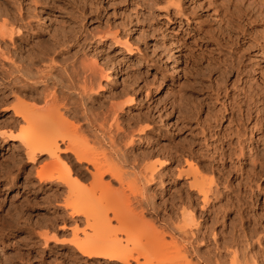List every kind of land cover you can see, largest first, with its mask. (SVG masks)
I'll use <instances>...</instances> for the list:
<instances>
[{
	"label": "rangeland",
	"instance_id": "374dc122",
	"mask_svg": "<svg viewBox=\"0 0 264 264\" xmlns=\"http://www.w3.org/2000/svg\"><path fill=\"white\" fill-rule=\"evenodd\" d=\"M38 2L40 4L36 5L37 17L34 25L42 32L41 43L47 45L50 37L60 34V30L71 33L69 40L67 39L70 54L76 53L79 60H84L85 64L94 62L99 68L108 70L106 73L109 78L106 81L101 79L104 88L101 91L116 88L119 96L112 101L126 106L124 117H133L138 110L148 114V121L138 124L126 121L128 120L126 117L122 120V126L124 129L129 125L139 129L150 125L146 136L157 139L151 149L160 152L140 161L138 170L131 164L119 162L122 171L128 173L126 183L133 184L136 180L133 175H137L144 165L164 163L167 159L166 153H174L182 145L188 147L193 144L191 147L197 151L196 153L211 154L214 140L225 134L228 128L234 126L233 120H237V111L233 117L229 114V104L235 101L236 104L241 102L242 105L244 95L251 99L250 107L252 104V107L258 108L264 123V0H38ZM106 32L110 36L117 35L122 46H117L110 40L98 42V37L90 38L91 33L101 35ZM21 43L27 45L26 42ZM8 48L11 50L10 46ZM42 49L37 47L36 50ZM27 50L32 49L27 46ZM17 52L15 53L17 56L10 54L11 57L14 55L12 61L15 60L16 64L19 57L23 56L21 51ZM45 58L44 64L47 65L48 60ZM57 60L61 63L59 59ZM10 62L0 58V134L12 136L19 133L18 125L21 126V121L13 116V108L20 100L39 110L46 109L48 107L46 104L50 106L52 104L51 107L58 106L61 114L65 113L64 117H59L66 121L62 125H65L64 127L68 125L70 132L67 130L62 132L71 135V139L65 137L71 142L74 140V146L80 148L88 146L96 153L99 152L98 154H101V150L108 149L105 143L102 145L103 148L97 144L100 133L94 132L95 128L89 129L87 122L78 113L76 119L72 115L69 116L62 105L65 104L69 108L75 106L81 109L80 112L87 109L92 116L95 114L98 116L95 115L99 122L102 110L110 99H104L102 96L103 99L81 100L73 89L66 87L60 69L52 70L50 73L47 81L49 90H46L48 94L50 93L47 95L48 100L42 97L36 102L23 99L18 91L20 75L14 69L15 64L14 66L8 64ZM118 69L121 73L116 77V82L115 73ZM172 69H176L174 74ZM31 75L36 76L35 72L29 74L30 78ZM159 84L164 87L157 92ZM37 86L40 87L41 84ZM145 93L148 94L147 98ZM106 95L107 93L104 94ZM131 99L134 103L128 104ZM231 119L233 124H229ZM59 120L58 118L56 123H53L59 126L61 122L57 123ZM207 124L211 125L209 135L213 137L207 142L210 153L209 151L205 153L203 138L200 135L202 128H207ZM60 127L62 126L57 127L59 133L62 129ZM76 127L80 128L76 130ZM2 137H0V229L5 227V230L0 237V264H119L72 256L73 248L68 244L70 231L64 233L59 230L62 225L61 217L65 214L56 207L67 196L65 189H58L56 184L39 185L36 178L40 165L49 161L47 156H42L38 163L32 164L27 161L18 143L4 142ZM69 141L62 143L60 148L63 149L66 142L71 144ZM135 141L132 153L136 155L139 153V146L136 138ZM116 142L118 149L122 150L126 139L117 138ZM162 146L170 148V151L162 152ZM244 152L245 157L241 162L234 160V164L230 165L226 160L223 167L218 157L215 156L214 160L209 159V162L215 161L210 165L216 172L224 167L226 168L224 171L227 172L228 169L231 171L228 177L223 176L224 179L227 178V183H224L223 179L218 181L217 173L214 174L213 179L218 184L220 194L210 198L209 205L212 208L209 215L201 214V202L195 194H186L188 189L184 179L176 183L164 175L162 183L155 180L146 192L143 198L145 206L136 211L134 206H130L133 212L143 214V224L133 229L128 238L120 233L124 224L115 220H110L104 227H97L98 232L104 235L106 233L108 237L117 235L122 240L128 239L129 248L135 242H144L151 234L156 236L163 233L164 242L170 244L169 249L172 247L171 239L177 240L176 244L180 248L186 242L175 231L166 229L164 221H170L175 227L180 225V215L176 208L179 205L173 204L176 203V195L181 193L182 197L196 199L193 204V214L198 222L196 234L199 238L204 236V243L199 246V255L212 256L217 246L224 243L229 246L230 252L236 249L237 264H264V165H259L264 156V132L253 135L250 141L247 140ZM132 153L127 155L133 157ZM256 154L259 162L256 161L252 167L251 158ZM59 167L55 172L64 174L65 166ZM182 167L184 168L183 164ZM239 168L253 175L250 183L249 180L245 181L249 185L243 183L240 185V179L237 178ZM167 169L174 171L178 167L172 163ZM203 175L206 178L212 177L208 172H204ZM78 179H81L86 187L91 185L92 180L87 174L84 178ZM107 181L109 177L104 178V182ZM117 188L118 184L111 182V189ZM131 188L134 189L132 186ZM131 188L124 187L123 195L132 197L135 194L133 197L140 199V195L132 193L135 189ZM101 191L106 193L105 199L108 201L119 196L114 192L110 193L107 190L105 192L104 189ZM99 192L100 189L98 195L95 193V199L101 201L99 202L101 206L97 200L96 206L103 208L104 195ZM233 192L236 194L232 195ZM130 207L129 209L126 207L123 214L130 213L132 211ZM224 209L226 212L222 213ZM92 211L90 213L96 214L94 216L97 217V213ZM110 216L111 214L108 216L111 219ZM14 219H18V224H11L14 226L9 231L8 224ZM67 225L72 226L70 223ZM85 225L81 224L80 227L85 229ZM92 229L94 230L93 227ZM93 230L86 228V237L83 236L82 239L91 238L96 232ZM106 231H109V234ZM44 233L48 238L56 237L58 243L49 242L47 246L43 245L40 235ZM164 246L167 247V244ZM159 247L160 245L158 250L161 248ZM166 247L161 248L150 261L139 259L140 264H172L174 260L180 263L178 258H181L182 254L174 253V246L172 247L174 252ZM173 253L178 255V258ZM222 255L223 264H231L229 253Z\"/></svg>",
	"mask_w": 264,
	"mask_h": 264
},
{
	"label": "bare ground",
	"instance_id": "6f19581e",
	"mask_svg": "<svg viewBox=\"0 0 264 264\" xmlns=\"http://www.w3.org/2000/svg\"><path fill=\"white\" fill-rule=\"evenodd\" d=\"M38 4H40L38 0L0 1V58L3 60H7V62L11 61L8 64H11L12 66H14L15 64L14 69L16 70V73L20 75V86L18 88L20 97H22L23 99H29L31 101L33 100L35 102L40 97H42L44 100L45 98L47 99V95L50 94H48L47 92L49 90H47V81L49 80L50 73L52 70L60 69L63 72L65 79L64 81L67 85L66 87L69 89H73L76 92V95L81 100H96L97 98L103 99V97L104 99L106 98L111 100L108 105L102 110L103 113L102 117L100 118L101 122L99 121L100 123L96 119L97 115L95 114L96 116H92L93 114H91L87 109H84L82 112H80L81 109H77V107L75 106L69 108L65 106V104L62 105V108H65L63 110H65L69 114V116L72 115L73 118L76 119V116L78 114L81 115L83 117V120L87 122V127L89 129L95 128L93 129V131L96 133H100V140H97V144H100L101 148H103L105 143V145H107L108 147L107 150L100 149L102 151H100L101 154H98L99 152L96 153L95 151H93V149L91 150L90 148H88V146H81V148L80 146H74V140H72L71 142L68 138V140L66 139V137H70V139L72 137L70 134L67 135L65 134V132H62V130L69 131V129L67 128L68 125H66L67 127H64L65 125H62L66 121L60 118L61 116L64 117L65 113L61 114L58 106L54 105L55 108H53L54 106L51 107L52 104L51 106L46 104L48 106L46 107V109L41 108L39 110L31 104H25L20 100V103L18 102V104H16L13 108V116L21 121V126L18 125V127L20 128L19 133L12 136H6L4 133L0 134V137L3 136L2 138L4 142L8 141L12 144L18 143L27 161L32 164L38 163L42 156H47L49 161L40 165L39 169L36 172V178L39 185L43 183L56 184V187L58 189H65V194L67 196L65 197L63 202L61 204H58L56 207L61 209L65 214L61 217L62 225L60 226L59 230L63 231L64 233H66L68 230L70 231L71 237L68 241V244L73 248L72 256H75L76 258L106 260L108 262L115 263L118 262L119 264H131L132 262L134 264H140L139 259L150 261L154 256H156L157 252H160L159 250H161V248H165L166 246L164 245L167 244L166 249L171 252H174L175 250L174 253L179 255L182 254L181 258H178V255H175L173 253L174 256H176V258H178L182 263L175 262L174 260V263L172 262V264H223V253H229V257L231 256V259L229 260L231 261V264H237L236 249L233 252H230L228 250L229 246L224 243H222L220 246H217L212 256L199 255V246L203 245L204 236L199 238V236L196 234L198 231L195 228L197 227L198 222L193 214V204L194 200L196 199L192 200L190 197H182L181 193L177 194L178 191L176 193L177 195L175 194L177 196L176 203H174L173 205H179V207L176 208L180 215V225H177L176 227L172 226V223L170 221H164V225L166 229H169L171 231L173 230L178 233V235L181 236V239L186 242V244L181 246L180 248L176 244L178 241H174L171 239L170 242L173 244H171V246H174L173 248L175 249L173 250L172 247L171 248L173 251L171 250V248L169 249L168 247L170 244L164 242V236L162 235L163 233L161 235H159L158 233V235L156 236H154L155 234H151L149 238L144 239V242H135L129 248L128 239L122 240V238H119V236H117L116 234V236L111 235L108 237L105 231L103 232L105 233V235L99 233V229L97 227H104V225L109 223L110 220H115L119 223L121 222V224L123 223L124 225L121 228L120 233L123 235V237L128 238L127 236L130 235L131 231H134L133 229H135L137 226L140 227V225L143 224V214H141V212L140 214H138L137 212H133L130 206L135 207L134 211L145 206L146 202H144L145 200L143 198H145L146 192L149 190L150 186L155 182V180H158L159 183H162L164 175H166L167 179L176 183L184 179V184L187 185L186 188L188 189V192L186 194H195L197 196V199L199 198L201 202V214H203L204 216L209 215L212 208L209 205L210 198L217 197L216 195L220 194L218 192V184L215 183L213 179L214 174L217 173L218 181L223 179L225 180V183L227 178H224L228 177V175H230L231 173L229 169L227 172L224 171V169H226L225 167L223 169L220 167L221 169L216 172V170L212 168V165H210V163L215 162L212 161L214 160L215 156L216 158L218 157V160L221 163L220 165L222 167L223 163L226 164V160L228 163H230V165H232L234 164V160L239 163L242 159H244V151L247 145V140L250 141L253 135H258L259 133L264 132V123L261 120L262 118L259 114L258 108L256 106L252 107V104L250 107L249 103L251 99L246 95L243 96L242 105L241 102H239L238 104H236L235 101L231 102L229 104V114L233 117L235 116L234 114L237 111V120H233L234 126L228 128V130L226 131L227 133H221L223 135H219L221 137L214 140V146L211 154L207 155L196 153L197 151H194L191 147V145L193 144H190V146L187 145L188 147H184L182 145V147L175 150L174 153H166V151H170V148L162 146L161 151L166 153L167 155V157L165 156L167 159L164 161V163L152 164L151 166L144 165V168L140 169L137 175H133L136 177L134 183L136 181L137 182L135 184L133 182V184H128L125 182L127 180L128 173L126 174L125 171H122V167L119 166L118 163L120 162L122 164H131L132 167L140 168V161L142 162V160L145 158L155 156L158 152H160V150L153 151V149H151V146L155 145L157 139L152 136H146L147 131L151 128L149 127L150 125H146L139 129H136L135 126L129 125L124 129L122 126V120L126 119L127 117L128 120L126 121H130L133 124H138L139 122L148 121V114L142 112V110H138L135 116L132 115L133 117H124L126 106L124 104H119L112 101L114 98L116 99V96L118 95L115 91L116 88L112 87V89H110L109 91H101L104 90L101 79L106 81L109 78L108 74L106 73L108 70L99 68L98 65H96L94 62L92 64H85L84 60H82L83 62L79 60L76 53L73 55L70 54L69 46L67 45L69 43L68 40L71 33L60 30V34L52 35L48 44L43 45V43H41L42 32L37 30V27L34 25V20L37 17V13H35V11L37 10L36 5ZM83 18H85V16H83ZM95 37H98V42L110 40V42H112L113 44L122 46L121 39L118 38L117 35L110 36L109 34H107V32L101 35L98 33L90 34L91 39ZM21 41L26 42L27 45H23ZM123 45L127 46L126 43H123ZM8 46L11 47V50L8 48ZM27 46L33 51H28ZM37 47H42L43 49L36 50ZM17 51H21L23 56L19 57V62L16 64L15 60L12 61V59H14L12 58L14 55H12L11 57L10 54H15ZM16 56L15 58H17ZM45 57H47L48 60L47 65L44 64ZM57 59H59L61 63L57 62ZM58 64L59 68H57ZM172 70V74H174L176 72V69ZM32 72H35L36 76L32 77L31 75L30 78L29 74ZM119 73H121V70L118 69L115 73V81L116 77L119 76ZM37 80H39V82ZM39 83L41 84L40 87L37 86V84ZM163 87V85H160L157 89V92L161 91ZM143 88L144 86L139 90L141 91V89ZM46 92L47 94L45 96ZM105 93H107L106 96H104ZM147 93H145V98L148 97ZM53 99L56 98L53 97ZM133 103L134 100L132 99L128 101V104ZM101 106H103V104H101ZM55 116H58V118L60 119L59 121H57V123L61 121L58 124L59 126H62L60 127L62 129L59 130L61 131L60 133L58 132L57 128L59 126H57V124H54L58 119H56ZM230 123H232V119L229 121V124ZM80 127H76V130H78ZM206 127L207 128L204 129L202 128L200 132V135H202L203 138L202 141L204 142L203 145L205 146H203L205 148V153L209 151L207 142H209L210 138H213L211 135H209L211 131L209 130L211 128V125L207 124ZM56 132L58 133V135ZM117 138L126 139V142L123 144L122 150L118 149L117 147ZM135 138L138 141L137 145L139 146V153H137L136 155L134 154V152L132 153V150L135 148ZM259 138L260 137H258V139ZM65 141H69V143L71 142V144H67L66 142V146H64L63 149L60 148V145ZM89 149L90 151H88ZM199 151H202V149ZM128 153H132L133 157L127 155ZM61 155H63V157H61ZM209 159H212L210 160L211 162H209ZM114 161H116L117 163H115ZM256 161L259 162L257 154L253 158H251L252 167L253 164L256 163ZM172 163H175V166H177L178 169L174 171L167 169ZM199 163L200 166H198ZM182 164L184 165V168L182 167ZM262 164L264 165V156L262 158V163L260 161L259 165L261 166ZM61 165L65 166V172L62 175L55 172V170L58 171V167ZM256 165H254V167ZM89 166L91 167V169ZM227 167L231 168V166ZM164 171L165 173H163ZM204 172H208L212 177L206 178L203 175ZM236 173L233 172L234 175ZM86 174L89 175L90 180H92L89 187H86L84 185V182L80 181L81 179H78L79 177L84 178ZM73 175H76L77 177H73ZM237 175V178L240 179V185L242 183L244 185H249L246 184L245 181L249 180L250 183L253 179V175L251 173L243 172L240 168ZM105 177H109V181L104 182ZM111 182L117 183L119 188L111 189ZM128 185H131L135 190ZM124 187H128L129 189L131 188V190H134L132 191V193H138L140 195V199L133 197L135 194H132V197L123 195ZM99 189L100 192L104 195V199L106 197V193L104 194V192L101 191L102 189H104V191L107 190V192L109 191L110 193H117V195L119 194V196H117L115 200L110 201L103 199L104 207L97 208L98 206H96V200L98 202V199H95V193H97ZM255 189L257 190L258 187L256 186ZM235 192H233L232 195L237 193ZM56 196H58L57 193ZM53 198L55 199V193L53 194ZM96 198H98V196ZM106 201L107 203L105 204ZM99 202L98 204L100 205ZM126 207H130V211H132L130 213L128 212L125 215L123 214V210ZM95 208L98 209L99 212H96ZM91 211L93 213H97V217L94 216L96 214L90 213ZM224 212H226L225 209L222 213ZM109 214H111V219L108 217ZM90 217L95 218L91 219ZM91 221L93 222L91 223ZM68 223H70L72 226L69 227L67 225ZM84 223L86 224V228H91V230H93V227V231H96L94 232V234L92 233L93 236L91 238L82 239V237L87 234L86 228L84 229V227H80V225H84ZM11 224L17 225L18 219H14L8 224L9 231L12 230V226H14ZM4 230L5 227H2L0 229V237H2L1 234ZM106 232L107 234H109V231ZM40 237L43 239V245L45 246H47L49 242H57L56 237L53 236L48 238L47 234L45 233L41 234ZM172 241H174V243ZM157 244L161 247H159V250ZM186 245H188V247Z\"/></svg>",
	"mask_w": 264,
	"mask_h": 264
}]
</instances>
